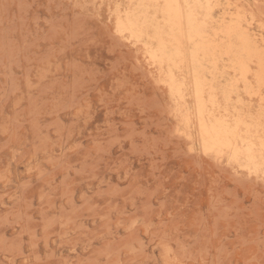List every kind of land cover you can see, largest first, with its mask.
Segmentation results:
<instances>
[{
    "label": "rangeland",
    "instance_id": "1",
    "mask_svg": "<svg viewBox=\"0 0 264 264\" xmlns=\"http://www.w3.org/2000/svg\"><path fill=\"white\" fill-rule=\"evenodd\" d=\"M154 2L163 70L130 0H0V264H264V51L192 57L200 1ZM209 5L264 50V0Z\"/></svg>",
    "mask_w": 264,
    "mask_h": 264
},
{
    "label": "bare ground",
    "instance_id": "2",
    "mask_svg": "<svg viewBox=\"0 0 264 264\" xmlns=\"http://www.w3.org/2000/svg\"><path fill=\"white\" fill-rule=\"evenodd\" d=\"M131 7L128 11L127 17L124 18L125 29L129 31V34L135 38L138 42L141 41L147 47V52L149 58L155 62L161 70H163V61L164 55L161 51H165L171 47L169 44L168 38H163L161 35H155L157 28L162 27V25L168 23L165 19L157 22V16L154 18L156 3L154 0H130ZM157 1V0H156ZM202 6L206 4L205 7L200 6L197 16L201 17L203 20H188L186 21L185 32L189 40V47L191 51L189 54L192 57H203L205 59L211 58L212 55L224 56L226 57L227 62L233 67H241L243 63L250 59L252 55H257L260 50L252 48L250 44V36L241 34V33H231L226 32V25L218 24L210 25L208 23L213 22V8L214 6L209 5V0H199ZM209 13L203 12L207 7ZM178 10V9H177ZM179 11V10H178ZM203 15V16H202ZM232 12H225L224 17L232 18ZM211 20V21H210ZM173 21V20H172ZM229 21V20H228ZM215 22V21H214ZM170 24V23H169ZM143 29L146 31L144 32ZM171 36L174 38V34H167L166 37ZM131 37V38H132ZM252 37V36H251ZM255 41V40H254ZM137 42V43H138ZM253 42V41H252ZM157 46L160 53H158L155 45ZM263 46V45H262ZM262 49V48H261ZM264 49V48H263ZM195 70H199L196 69ZM170 86H174L175 77H165L163 78ZM221 125H218L216 122H211L202 127V130L207 133L206 137H210L211 141L204 144L205 151H211L213 149L212 144L216 141L223 132L225 128ZM220 140V139H219Z\"/></svg>",
    "mask_w": 264,
    "mask_h": 264
}]
</instances>
